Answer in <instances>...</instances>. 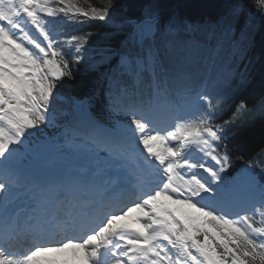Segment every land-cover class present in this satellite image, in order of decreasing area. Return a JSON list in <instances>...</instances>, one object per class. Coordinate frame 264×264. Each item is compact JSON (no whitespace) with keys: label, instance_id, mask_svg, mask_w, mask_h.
<instances>
[{"label":"snow or ice","instance_id":"6c2138e0","mask_svg":"<svg viewBox=\"0 0 264 264\" xmlns=\"http://www.w3.org/2000/svg\"><path fill=\"white\" fill-rule=\"evenodd\" d=\"M115 7V0H0V264H264V179L256 173L264 161L239 156L243 167L228 174V137L257 110L233 100L243 73L211 85L189 79L173 93V69L151 48L146 57L119 53L134 83L109 77L106 88L75 101L88 114L83 130L65 129L88 175L45 179L57 163L31 137L57 126V89L75 79L92 36L62 35L56 18L108 22ZM250 12L264 21V0H231L209 35L217 51L227 43L243 58L256 27ZM180 28L147 5L135 34L143 44ZM259 103L264 108V97ZM97 104L102 114L92 115Z\"/></svg>","mask_w":264,"mask_h":264},{"label":"trees","instance_id":"16d2710c","mask_svg":"<svg viewBox=\"0 0 264 264\" xmlns=\"http://www.w3.org/2000/svg\"><path fill=\"white\" fill-rule=\"evenodd\" d=\"M92 2L99 5L103 0ZM78 3L84 4V0H78ZM230 3L231 0H115L116 7L110 13L111 19L108 22L65 23L61 18H56L59 21L57 31L62 35L80 36L90 32L92 36L83 53L85 60L73 66L75 79L62 82L57 89L54 102L57 126L44 128L42 132L31 137V140L34 143L50 141L55 133L61 131L59 129L67 127L68 124L83 130L87 122L85 116L88 114L82 113L75 101L91 95L93 91L106 88L109 77L125 86H131L134 81L120 67L119 53L128 52L146 57L151 48L166 68L173 69L168 78V86L173 93L182 91L189 79L207 81L211 85L212 82L230 74L238 80L243 73L246 83L236 91L233 100L237 103L244 100L250 107L255 105L257 110L242 117L241 121L233 126V131L228 137L233 157L228 174L234 176L243 167L244 161L238 159L239 156H243L245 161L254 158L264 161V108L259 103L264 97V21L250 12L256 27L243 58L234 56L227 43L217 51L216 41L209 39V35L214 31L218 33V27L214 26L227 12ZM147 5L156 7L162 23L174 18L181 25L180 30L167 36L156 32L152 39L141 44L135 34V23L144 19ZM189 25L192 26L191 30ZM169 44L172 53L176 55L169 52ZM189 47L192 48L193 54L186 58L184 50ZM112 50L115 55L108 56ZM65 52L71 59L72 53L67 48ZM148 82L149 77L145 74L138 87L143 90L147 88ZM234 107L235 103H232L223 114V119L228 118ZM90 112L92 115H101V106L94 105ZM23 162L26 163L27 160ZM256 173L264 179V171L257 168Z\"/></svg>","mask_w":264,"mask_h":264},{"label":"rangeland","instance_id":"374dc122","mask_svg":"<svg viewBox=\"0 0 264 264\" xmlns=\"http://www.w3.org/2000/svg\"><path fill=\"white\" fill-rule=\"evenodd\" d=\"M85 119L87 120L88 116H86ZM67 128H71V125ZM61 140L62 142L60 143L61 145L58 146L59 148L55 152L50 153V157L56 161L57 167L48 176H46L47 178L51 177V182L54 184L57 183L66 172L80 176L88 175V173L83 170L85 163L83 158L72 148L70 144V134H66L64 130L63 138H61ZM100 156L102 157V155ZM89 167H91V165H89Z\"/></svg>","mask_w":264,"mask_h":264},{"label":"bare ground","instance_id":"6f19581e","mask_svg":"<svg viewBox=\"0 0 264 264\" xmlns=\"http://www.w3.org/2000/svg\"><path fill=\"white\" fill-rule=\"evenodd\" d=\"M51 179H52V178L50 177V178H49L50 182H51ZM59 180H60V179H59ZM51 183H52V182H51ZM96 194H99V193H96Z\"/></svg>","mask_w":264,"mask_h":264}]
</instances>
